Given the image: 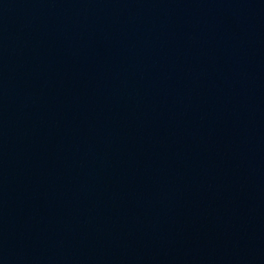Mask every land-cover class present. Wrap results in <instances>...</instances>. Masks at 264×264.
Returning a JSON list of instances; mask_svg holds the SVG:
<instances>
[{"label": "water", "instance_id": "water-1", "mask_svg": "<svg viewBox=\"0 0 264 264\" xmlns=\"http://www.w3.org/2000/svg\"><path fill=\"white\" fill-rule=\"evenodd\" d=\"M0 264H264V0H0Z\"/></svg>", "mask_w": 264, "mask_h": 264}]
</instances>
